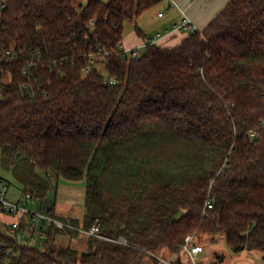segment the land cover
<instances>
[{"label": "trees", "instance_id": "trees-1", "mask_svg": "<svg viewBox=\"0 0 264 264\" xmlns=\"http://www.w3.org/2000/svg\"><path fill=\"white\" fill-rule=\"evenodd\" d=\"M160 1L0 0L1 165L52 211L46 176L85 178L84 216L66 220L103 236L17 243L0 211V264H183L203 233L264 251V0L133 58L124 24Z\"/></svg>", "mask_w": 264, "mask_h": 264}, {"label": "rangeland", "instance_id": "rangeland-1", "mask_svg": "<svg viewBox=\"0 0 264 264\" xmlns=\"http://www.w3.org/2000/svg\"><path fill=\"white\" fill-rule=\"evenodd\" d=\"M159 9H161L160 5H156L155 7L153 6L150 9H148L147 18H151V22L153 15ZM136 23L141 27L140 19H137ZM136 23L127 21L124 24L125 34L129 30L135 29ZM149 28H151L150 25ZM155 33L156 31H154V34ZM154 36H156V34ZM140 51L141 54L144 53L145 47L141 48ZM0 176L4 177L8 181L10 185L9 195L11 197H16L21 193L20 184L13 178V175L11 174L10 171H7L6 169L3 168L1 162H0ZM46 177L52 182L51 189L49 190L47 195V199L50 201L56 199L57 201L56 209L58 211H68V212L74 211V214H76V216L61 215V217L83 218L85 213V206H84L85 184H86L85 178L78 180H69L62 177L57 181L50 176H46ZM2 220L7 223V221L4 218ZM189 236L191 237L192 243L200 244L201 246H203L204 251L199 255L192 257V255L188 251H186L183 247L179 255L183 264H264V259H263L264 251L255 250V251H243L240 253H234L227 246H224L223 244V241L225 242L224 236L217 237L218 246L213 251H212V246H210L211 244H213L211 243L212 236L210 234L203 233L198 235L193 234ZM87 239L88 238L86 237V235L83 234H80L77 237H73L65 234L58 236L56 242L59 245H63V246L70 245L82 251L87 248ZM27 242L41 248L45 246V239L38 238V235L32 230L31 226H29L28 228ZM158 257H159V263L157 264H167L166 262L175 261L177 255L171 254L167 250H162L159 253ZM143 264H155V263L151 257H146Z\"/></svg>", "mask_w": 264, "mask_h": 264}, {"label": "crops", "instance_id": "crops-1", "mask_svg": "<svg viewBox=\"0 0 264 264\" xmlns=\"http://www.w3.org/2000/svg\"><path fill=\"white\" fill-rule=\"evenodd\" d=\"M228 1L229 0H161L156 4L160 5L161 9L155 12L152 22L151 18H147L148 10L138 18L141 23V27L137 24L141 31L140 33H138L136 29H131L126 34L124 32L122 46L127 51L134 48L140 50L143 47L146 48L151 38H156L155 43L158 45L174 46L180 43L182 39L189 34L188 31L182 32L176 30V24L187 17L194 30H203L217 14L225 8ZM156 5H154V7ZM160 13H162V15H159ZM149 25L151 28H149ZM154 31H156V36H154ZM56 204L57 201L55 203V210L60 216H76L74 211H58L56 209ZM3 218L7 223L14 219L8 214H4ZM223 244L226 246L224 241ZM210 246H212L213 251L217 248L218 243L214 242Z\"/></svg>", "mask_w": 264, "mask_h": 264}, {"label": "built area", "instance_id": "built-area-1", "mask_svg": "<svg viewBox=\"0 0 264 264\" xmlns=\"http://www.w3.org/2000/svg\"><path fill=\"white\" fill-rule=\"evenodd\" d=\"M159 15H162V13ZM175 29L182 32L194 31V28L191 26L190 20L187 17L176 24ZM150 42L155 43L156 38H151ZM126 52L133 58H138L141 55V51L137 48L128 51L126 50ZM9 191L10 185L8 181L4 177L0 176V211H3L14 218L8 224L9 231L15 236L17 243H29L27 242L29 226H31L32 230L38 235V238L42 239H46V229L50 226H55L60 229H76L80 231V234L103 237L98 233L99 225L97 224L88 230L78 228L71 224L69 220H66V218L63 219L64 217H61L57 214V212L45 208L40 197L31 193H20L17 197H11L9 195ZM205 208H213V203L211 201H207ZM120 241L125 243V240ZM183 247L192 255V257L197 256L204 251L203 246L198 243H192L190 236L186 238ZM166 263L171 264L170 262Z\"/></svg>", "mask_w": 264, "mask_h": 264}]
</instances>
